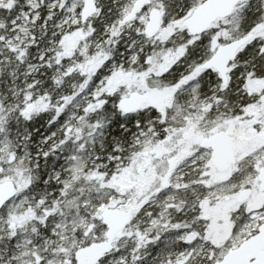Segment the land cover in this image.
<instances>
[{
  "label": "snow or ice",
  "instance_id": "1",
  "mask_svg": "<svg viewBox=\"0 0 264 264\" xmlns=\"http://www.w3.org/2000/svg\"><path fill=\"white\" fill-rule=\"evenodd\" d=\"M0 264H264V0H0Z\"/></svg>",
  "mask_w": 264,
  "mask_h": 264
}]
</instances>
